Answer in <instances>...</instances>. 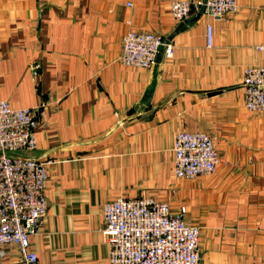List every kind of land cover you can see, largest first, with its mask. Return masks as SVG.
<instances>
[{"label": "crops", "instance_id": "1", "mask_svg": "<svg viewBox=\"0 0 264 264\" xmlns=\"http://www.w3.org/2000/svg\"><path fill=\"white\" fill-rule=\"evenodd\" d=\"M170 1L0 0V99L34 109L35 147L19 153L51 160L37 264H109L102 206L116 196L184 206L197 264H264V113L244 109L240 85L244 67L264 66V0H236L223 21L194 9L175 21ZM129 29L156 32L172 56L119 64ZM178 131L210 135L212 173L173 175Z\"/></svg>", "mask_w": 264, "mask_h": 264}, {"label": "built area", "instance_id": "2", "mask_svg": "<svg viewBox=\"0 0 264 264\" xmlns=\"http://www.w3.org/2000/svg\"><path fill=\"white\" fill-rule=\"evenodd\" d=\"M126 6L130 3L126 2ZM194 9L206 19L223 21L235 14L236 0H201L190 4L172 0L169 13L182 21ZM212 23H204L205 45L212 43ZM161 50L170 58L173 46L152 31L127 30L120 39L119 64L149 68ZM240 85L244 109L264 113V66L242 69ZM34 109L12 107L0 99V264L6 250H14L18 264H37L29 247L46 214V168L51 160L19 153L35 147ZM172 172L191 179L210 174L219 161L207 132L178 131L172 143ZM185 207L171 212L167 203L148 197L116 196L102 206L103 235L109 264H197L199 228L183 220Z\"/></svg>", "mask_w": 264, "mask_h": 264}, {"label": "water", "instance_id": "3", "mask_svg": "<svg viewBox=\"0 0 264 264\" xmlns=\"http://www.w3.org/2000/svg\"><path fill=\"white\" fill-rule=\"evenodd\" d=\"M182 24H183L182 22L179 23L178 26L175 28V31L180 30V29L182 28ZM173 33H174V32H173ZM160 52H161V51L159 50L158 53L156 54V58L158 57V55H159ZM156 58H155V59H156Z\"/></svg>", "mask_w": 264, "mask_h": 264}]
</instances>
